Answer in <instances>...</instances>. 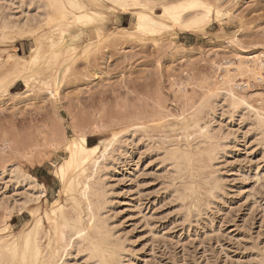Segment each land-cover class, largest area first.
I'll use <instances>...</instances> for the list:
<instances>
[{"label":"rangeland","instance_id":"1","mask_svg":"<svg viewBox=\"0 0 264 264\" xmlns=\"http://www.w3.org/2000/svg\"><path fill=\"white\" fill-rule=\"evenodd\" d=\"M151 1L159 15L163 5L184 0ZM196 1L205 6L181 11L185 19L197 16L194 29L165 26L136 38L108 36L134 28L136 7L99 0L93 8L104 38L64 53L57 38L56 47L37 28L43 15L35 1L0 0L1 24H26L24 36L0 35V239L35 217L45 225L52 220L48 204L64 202L57 165L75 135L92 145L123 133L99 173L108 197L104 219L122 245L120 264H264V128L257 123L264 119V0ZM32 29L38 30L31 35ZM84 39L97 41L94 26ZM35 44L44 55L42 76L27 84L11 72ZM228 90L245 103L232 110L223 96ZM197 111L198 126L185 137L178 128ZM205 132L209 140L200 137ZM206 148L218 151L193 171L183 165L175 173L165 157L172 149L205 154ZM79 246L58 263L96 264Z\"/></svg>","mask_w":264,"mask_h":264},{"label":"bare ground","instance_id":"2","mask_svg":"<svg viewBox=\"0 0 264 264\" xmlns=\"http://www.w3.org/2000/svg\"><path fill=\"white\" fill-rule=\"evenodd\" d=\"M33 1L37 3L38 9L41 8L40 10L42 11H40L41 13L40 12L39 13L43 15V17L41 16V19L39 18L40 23H38L39 25L37 28L46 29L48 31V34H50V38H52L51 44L56 47L57 44L54 43L55 39L53 40V38L58 39V47H59L58 51L61 50L64 53H71L78 44H80V46L83 47V50H85L93 43L95 44V42H99L104 38L102 22L98 21V18H100L101 15L96 11H94L93 8V7L101 6L99 0H33ZM118 1L119 2L129 1L131 3L130 4L128 2L130 5L136 7L135 8L136 10L134 11L136 15V23L134 28L131 29L121 28L119 31H115L112 34H109L108 36L110 37L128 35V36L140 38L141 36H144V34L146 33L156 32L159 31L160 28L162 27L173 26V25H175L181 30H192L196 26V22L198 20L197 16L195 15V17H189V18L187 17L185 19L181 14V11L184 9L186 4L205 6L202 2L196 0H184L177 3L173 2L172 4L169 5H163L162 13L156 15L153 10V5L151 0H118ZM40 14L37 16L40 17ZM1 21L2 22H0V25H2V33L0 35L1 38L3 39H8V38L13 39L16 37H21L24 36V34L26 33L24 28H21L26 24L22 23L23 25L21 27H16L13 23H11L12 24L11 25L10 24L11 21L9 20L7 21H9L10 25L8 23H5L7 22L6 20H4L5 21L4 24H1L3 23V19ZM34 22L35 21H33V23ZM90 26H94L96 28L97 37H98L97 41H90V40L85 41L84 39L85 29ZM36 30L38 29H32L29 32L32 35L36 32ZM43 59H44V55L41 51V46L39 44H35L33 47H31L29 59L28 60L24 59L23 61H21V63H23V66L25 67L20 66L19 62L16 61L17 60L16 59L11 75L19 76L20 78L25 80L27 84L34 83L42 76L41 66L43 64ZM259 63L260 62H258L257 64L258 66ZM253 64L254 63H252V66ZM243 67L246 68L247 66H243ZM248 70L250 71V69ZM252 72L253 75L257 74L255 71ZM232 90H228L227 93H225L226 95L223 96H227V98H229L230 108L232 110H235L245 102L243 98L236 96ZM199 107H197V109ZM200 109L201 108H199L198 110L200 111ZM199 111H197L196 114L194 113L195 115H192V117L190 118V123L184 122L183 124L182 122L180 127L178 128L179 129L178 131L183 132L185 137L187 136V132L189 128H194V127L196 128L198 126L199 121H198L197 113ZM257 123H258V127L260 126L261 128H264V119H262V116L260 119H258ZM207 127L205 125V127L203 126L201 128L205 130ZM208 133L209 132L201 133L200 137H204V139L205 138L208 139L209 138ZM122 134L123 133L119 135ZM119 135L105 142H101L99 144H92V145L87 144L86 136L84 134L75 135V139L73 140L71 148L69 150L68 158L63 159V161L59 163V165H57V169L61 171V173L63 174V177L61 178V183H62L61 188H62V193L64 194V202L60 204L58 202V199H56L48 204V208L51 212L52 220L49 221L47 225H45V223H43L40 218L35 217L33 221H31L27 225V227L21 229L18 232H11L6 238L0 239V264H69L67 263L68 260L65 261L66 260L65 255L63 257V254H71L72 252L70 253L69 252L70 250L68 251V249L70 247L72 248L73 246L77 248L80 243L86 245L85 248L86 255L85 254L84 255L88 258H91L92 262L96 264H120L122 245L119 243L118 240L113 241L112 238L113 235L110 233L111 230L107 225L108 223L104 219L105 214L103 212H106L105 205L108 203V202L106 203V200L108 198L107 188L104 185V179H103L104 177H102L103 176L102 174L104 173L99 175V173L105 169V168L102 169V166L106 164L107 160L109 159V156L107 157V152L109 150L113 151V149L111 150V148H113L114 143L119 140L120 137ZM208 140L205 141L207 142ZM201 151L202 150H200L197 153H191V152L179 153L178 150L172 149L170 151H167L168 153L167 155H165V157L167 156V159L170 161L169 164L172 165L171 168L173 167L175 173L176 171L181 172L183 165H184V169L193 171L191 170L192 168L195 167L196 169L197 167L198 169L201 163L203 162L206 163L205 159L210 161L213 158L216 151L218 150L215 148H211L208 149V151H205L206 152L205 154H202ZM77 166H79L78 168L79 170H76ZM87 166H89L90 168V173L87 172V170H89ZM103 167H105V165ZM198 171L200 173L201 170ZM65 174L66 176H64ZM192 174L193 176H195L196 172ZM189 175L191 176V174ZM26 178H28L30 183L35 182L34 178L32 177H26ZM20 182L22 183V181ZM212 185L213 188L210 191V193L213 194L214 191L215 193H217L216 190L218 188L219 182L214 180ZM214 188H216V190ZM176 193L175 196L177 197V199H181V196L184 195V194L182 195L180 192L177 193V195ZM42 194L43 191L39 190L38 193L32 195L30 194V195L33 196L34 200L35 199L37 200L40 198ZM28 196H26V198ZM214 196H216V194ZM182 201L184 200L182 199ZM182 201L180 203H182ZM20 203L21 205L24 204V202L23 204L22 202ZM21 205H18L17 208ZM10 209L12 210V208ZM68 210L73 211L74 215L69 214L67 212ZM83 214L87 216V222L85 224L83 222V218H84ZM80 247L81 246H79V248ZM79 251L80 250L78 249L77 252ZM62 257L65 260H62L61 263H58L59 260L62 259Z\"/></svg>","mask_w":264,"mask_h":264}]
</instances>
